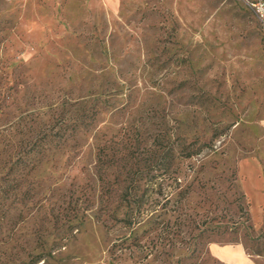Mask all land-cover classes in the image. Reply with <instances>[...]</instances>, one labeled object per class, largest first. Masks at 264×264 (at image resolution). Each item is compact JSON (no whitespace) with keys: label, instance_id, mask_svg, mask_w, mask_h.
<instances>
[{"label":"rangeland","instance_id":"obj_1","mask_svg":"<svg viewBox=\"0 0 264 264\" xmlns=\"http://www.w3.org/2000/svg\"><path fill=\"white\" fill-rule=\"evenodd\" d=\"M261 176L245 4L0 0V264H264Z\"/></svg>","mask_w":264,"mask_h":264},{"label":"built area","instance_id":"obj_2","mask_svg":"<svg viewBox=\"0 0 264 264\" xmlns=\"http://www.w3.org/2000/svg\"><path fill=\"white\" fill-rule=\"evenodd\" d=\"M245 4L254 15L264 21V0H239Z\"/></svg>","mask_w":264,"mask_h":264},{"label":"crops","instance_id":"obj_3","mask_svg":"<svg viewBox=\"0 0 264 264\" xmlns=\"http://www.w3.org/2000/svg\"><path fill=\"white\" fill-rule=\"evenodd\" d=\"M259 189H260V194H261V202H264V201H262V200H264V198H262V196H264V177H262V176H261V182H260Z\"/></svg>","mask_w":264,"mask_h":264}]
</instances>
